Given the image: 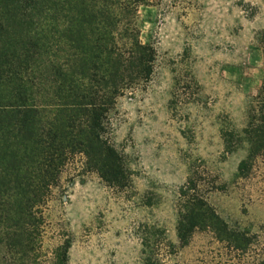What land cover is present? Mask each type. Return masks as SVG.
<instances>
[{
    "label": "rangeland",
    "instance_id": "obj_1",
    "mask_svg": "<svg viewBox=\"0 0 264 264\" xmlns=\"http://www.w3.org/2000/svg\"><path fill=\"white\" fill-rule=\"evenodd\" d=\"M139 26L154 73L118 98L107 134L131 185L112 187L71 158L43 208L38 264L67 239L70 264H264V151L239 171L264 85V0H149ZM190 178L231 237L197 229L180 242Z\"/></svg>",
    "mask_w": 264,
    "mask_h": 264
},
{
    "label": "trees",
    "instance_id": "obj_2",
    "mask_svg": "<svg viewBox=\"0 0 264 264\" xmlns=\"http://www.w3.org/2000/svg\"><path fill=\"white\" fill-rule=\"evenodd\" d=\"M148 2L0 0V264H38L43 208L71 158L83 155L87 170L112 187L131 185L107 134L118 98L154 73L156 51L142 42L139 26ZM259 97V115L244 130L249 152L240 173L264 151V85ZM229 135L224 132L232 151ZM181 196L182 244L197 229L220 239L233 235L192 178ZM144 239L146 253L150 240ZM70 248L67 239L46 263L70 264Z\"/></svg>",
    "mask_w": 264,
    "mask_h": 264
}]
</instances>
